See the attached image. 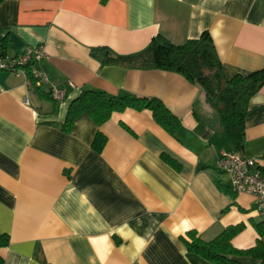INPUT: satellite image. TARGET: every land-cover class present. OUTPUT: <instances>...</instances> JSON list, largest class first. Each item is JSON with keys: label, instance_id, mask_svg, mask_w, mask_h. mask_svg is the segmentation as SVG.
<instances>
[{"label": "crops", "instance_id": "crops-1", "mask_svg": "<svg viewBox=\"0 0 264 264\" xmlns=\"http://www.w3.org/2000/svg\"><path fill=\"white\" fill-rule=\"evenodd\" d=\"M205 31L226 78L264 68V0L0 4L4 54L43 47L47 58L35 67L48 80L38 89L0 71V234L9 238L0 248L3 264H212L187 250L189 233L208 242L236 225L243 230L233 248L255 246V225L264 226L256 199L233 192L215 161L222 152L236 153L264 173V86L249 101L245 144L237 152L201 90L182 76L91 55L92 49L134 55L157 35L180 45ZM50 86L63 90L60 102ZM85 90L156 98L180 127L170 135L151 112L127 109L100 126L82 115L64 133L67 109ZM98 132L106 139L99 153L92 148Z\"/></svg>", "mask_w": 264, "mask_h": 264}, {"label": "trees", "instance_id": "trees-1", "mask_svg": "<svg viewBox=\"0 0 264 264\" xmlns=\"http://www.w3.org/2000/svg\"><path fill=\"white\" fill-rule=\"evenodd\" d=\"M4 1L0 0V4ZM5 45L3 43L0 46L2 54ZM91 55L101 63L134 69H158L182 76L201 90L205 105L213 111L218 128L227 136L233 149L237 152L243 149L244 122L249 111V101L264 86V68L246 76L226 78L208 32L180 45L157 35L143 51L129 56L108 57L105 49H92ZM127 109L151 112L155 123L170 135H174L180 127L178 119L156 98H141L131 94L114 97L96 90H85L73 100L67 109L64 123L59 127L64 133L70 132L75 120L82 115L88 116L100 126L114 113H122ZM105 141L101 133H96L92 142L93 150L101 152ZM163 160L178 169L179 166L173 160L165 156ZM255 228L259 238L255 246L247 250H236L231 245V240L243 230V225L229 226L208 242L189 233L191 240L185 241V245L190 253L212 264H242L237 258L244 257L264 264V226L259 224ZM8 243V236L0 234V248L6 247ZM0 264H3L1 257Z\"/></svg>", "mask_w": 264, "mask_h": 264}, {"label": "built area", "instance_id": "built-area-1", "mask_svg": "<svg viewBox=\"0 0 264 264\" xmlns=\"http://www.w3.org/2000/svg\"><path fill=\"white\" fill-rule=\"evenodd\" d=\"M45 58L47 55L43 47L28 48L22 55L13 58L2 54L0 47V71L22 77L33 87L41 89L48 85V80L35 64ZM48 92L56 102L63 99V90L57 86H50ZM27 105L28 102L25 101V106ZM215 168L228 176L233 192L253 196L257 212L264 217V173L257 162L236 153L222 152L216 158Z\"/></svg>", "mask_w": 264, "mask_h": 264}]
</instances>
